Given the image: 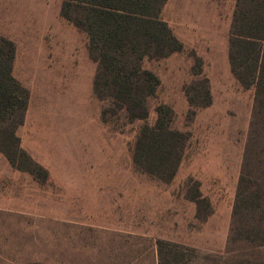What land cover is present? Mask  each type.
I'll return each instance as SVG.
<instances>
[{"label":"rangeland","instance_id":"1","mask_svg":"<svg viewBox=\"0 0 264 264\" xmlns=\"http://www.w3.org/2000/svg\"><path fill=\"white\" fill-rule=\"evenodd\" d=\"M62 4L0 0L26 101L0 113V264H247L228 244L258 111L231 73L235 0H149L179 50L132 28L103 67Z\"/></svg>","mask_w":264,"mask_h":264},{"label":"trees","instance_id":"2","mask_svg":"<svg viewBox=\"0 0 264 264\" xmlns=\"http://www.w3.org/2000/svg\"><path fill=\"white\" fill-rule=\"evenodd\" d=\"M148 2L62 0L61 17L87 34L91 41V54L94 48L100 47L101 53L94 57V61L101 67V60L102 63H116L126 56L127 32L132 28L139 29L144 43L153 46L157 54L165 56L177 52L179 49L167 50L168 42L162 40V32L167 33L168 28L144 18L142 13L148 8ZM13 57L12 44L0 38V113L10 108H25L26 105L25 100L18 103L15 96L21 89L14 85L11 75ZM228 58L235 81L245 90H255V111L258 110L250 125L244 150L228 244L231 249H236L230 253L236 251L240 254L234 259L249 257L245 261L247 264H264L255 258L264 250V0H235ZM116 76L122 82L127 79L122 71ZM21 155L25 156L24 153ZM159 244L163 246V243ZM242 245L247 246L248 255L241 249Z\"/></svg>","mask_w":264,"mask_h":264}]
</instances>
